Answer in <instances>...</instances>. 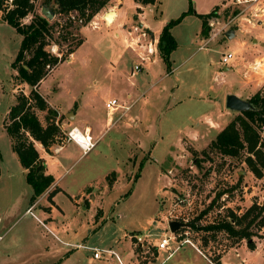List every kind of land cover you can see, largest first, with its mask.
<instances>
[{"label":"rangeland","instance_id":"374dc122","mask_svg":"<svg viewBox=\"0 0 264 264\" xmlns=\"http://www.w3.org/2000/svg\"><path fill=\"white\" fill-rule=\"evenodd\" d=\"M54 1L33 0L34 12L22 20L29 23L35 13L44 16L42 7L49 6L56 12L50 21H59L60 25H56L47 49L60 56L74 50L42 81L40 91L50 106L59 112L56 121L60 123L62 137H66L65 132L76 118V124L87 123L93 127L95 138L104 132L90 152L81 156L82 152L75 151L71 163H65L63 167L55 163L50 166V171L61 178L60 185L68 186L71 194L80 196L87 192V195H92L91 204L87 198L83 202L90 208L80 209L73 216L72 226L76 229V237L84 233L87 235L88 229L94 227L92 223L96 211L100 210L98 207L104 210V218L108 217L109 225L94 232L92 243L112 242L125 231L129 235L141 234L142 237L149 232L153 234V241L158 242L161 237L169 235V222L178 220L188 223L177 234L188 238L189 242L176 252L185 256L187 251L193 250L203 255L206 263L215 264V258L236 244L237 240L224 231L213 234L192 228L189 223L195 221L198 226L213 225L216 221L230 219L228 215L231 212L241 216L254 202L263 203L264 170L262 177L252 172L246 157L251 156L254 160L256 157L247 150H241L238 156H226L210 148L217 129L227 123L228 117L230 121L241 113L228 109L225 98L220 101V122L209 121L210 124H207L217 127L216 130H203V137L197 143L186 139L182 144L180 137L199 115L212 111L213 101L206 99H211L217 93L223 80L227 81L222 85L224 93L235 88L245 99L260 90L264 91V59L262 62L250 60L253 56L264 54V44L257 45L254 32L244 35L238 30L235 37L227 36V32L235 27L242 29V23L257 26L258 20L264 18V0L243 4L232 0H157L155 4L147 6L135 0H119L122 4L121 14L115 24L105 21L103 8L104 11L85 25L74 21L72 26H66L67 17L57 13L58 7ZM184 12L186 14L182 20L171 29L179 44L171 63L173 61L174 66L182 65L165 75L167 66L158 48L157 55L152 57V68L144 64L142 70L131 76L140 55L147 54L148 41L141 34L145 32L149 38L152 33L148 28L139 27V24L148 23L153 30H159ZM210 12H213L208 22L210 30L208 36H204L201 35L203 19L200 15ZM2 15L3 11H0V167L3 174L0 180V216H3L2 210L20 193L22 186L19 179L25 177L24 170L12 157L11 136L5 128L10 121L8 112L16 102L18 91L29 94L31 90L12 68L23 36L3 20ZM76 26H79L78 30ZM69 31L71 33H67ZM62 36H67V39ZM79 39L83 42L78 47L76 43ZM137 39L138 44L133 43ZM201 39L204 40L200 42ZM243 39L248 42L250 57L238 50V44ZM235 50L236 58L231 62L234 75L228 77L221 74L219 80L216 79V73L222 68L220 62L223 55ZM173 86L176 89L170 96ZM127 92H131L133 97H126ZM139 93L146 95L133 108ZM111 97L131 105V109L118 110L110 120L106 100ZM163 97L165 100H162ZM138 110L144 112L142 114L146 119L153 118L148 129L142 124H133L131 117ZM45 115L46 112L38 111L43 123H46ZM260 132L264 143V130ZM36 147L40 148L41 144L36 143ZM147 159L135 181L140 163ZM8 173L17 175L13 180L18 179L10 187L13 181L8 179ZM109 178L114 181L113 185L109 184ZM130 189L131 193L126 196ZM57 200L71 215L74 211L71 197L61 193ZM34 213L40 216L36 211ZM17 216L20 218L16 223V219L12 221V227L6 226L5 229L0 226V239L5 237L0 240V249L13 236L23 238L40 232L42 226L32 213ZM102 216L103 212L97 215V219L101 220ZM254 231L257 233L253 237L256 241L261 237L257 228ZM131 240L140 256L149 259L145 261L146 264L148 261L151 264H164L168 259V253L147 244L137 245L133 236ZM122 243L121 247L117 246L119 250L128 247L126 250L133 252L129 239ZM10 247L5 254L3 250L0 251V264H21L25 258L22 246L14 244ZM81 253L93 256L92 251L83 250ZM161 253L165 256L159 260ZM227 257L234 260L236 256L228 253Z\"/></svg>","mask_w":264,"mask_h":264},{"label":"trees","instance_id":"16d2710c","mask_svg":"<svg viewBox=\"0 0 264 264\" xmlns=\"http://www.w3.org/2000/svg\"><path fill=\"white\" fill-rule=\"evenodd\" d=\"M111 1L55 0L54 2L58 7L57 13L67 17L68 23L66 26H72L74 21H79L83 25L90 22ZM135 1L143 6L157 2V0ZM34 9L33 0H12L11 2L0 0V11H3L2 19L23 36L18 53L12 62V68L17 72L18 78L31 88L29 94L24 93L22 90L16 94V102L11 106L8 113L10 121L6 123V129L11 136L14 151L17 153L22 166L27 170V181L33 187V199H36L55 182L54 175L47 172L45 160L41 157L36 142L41 143L48 153H51L52 146L62 145L66 142V137L61 136L63 131H61L60 124L56 121L59 112L50 106L47 98L40 91V85L48 74L74 50L60 56L47 49L54 37L56 25H60V23L59 21L51 22L38 13L34 14L29 23H24L22 20L29 13L34 12ZM191 10L192 8L189 12ZM185 14L186 12L179 18L170 20L162 29L159 37L158 48L168 69L171 67V54L178 46L171 29L182 20ZM212 14L213 12L205 15L199 14L203 19L201 33L204 36H208L210 30L208 22ZM78 28L79 26L75 27L77 30ZM67 33H71V31ZM62 38L67 39V36H62ZM82 42L83 40L79 39L76 45L79 47ZM248 100L254 104L255 109L242 111L231 120L211 141L210 148L226 156H238L241 150H247L248 153L255 155L256 160L248 156L246 162L257 177H262L264 143L262 142L260 130H264V91L256 92ZM38 111L46 112V123L41 121ZM144 163L145 161L140 163V170L136 174L135 181L139 178ZM113 183L114 181L109 178V184L113 185ZM57 191H59L58 188L51 191L49 198L52 199ZM131 191L132 189L126 193V196ZM100 213L101 210L97 212V215ZM228 216L230 219L216 221L213 225L198 226L195 221H192L189 225L197 230L213 232V234L224 231L231 238L236 239V242L242 239L251 240L248 246L255 248L253 237L257 233H255L254 228L261 230L264 226V202H254L241 216L234 212H231ZM215 264H222L221 254L215 258Z\"/></svg>","mask_w":264,"mask_h":264},{"label":"crops","instance_id":"0c3cea01","mask_svg":"<svg viewBox=\"0 0 264 264\" xmlns=\"http://www.w3.org/2000/svg\"><path fill=\"white\" fill-rule=\"evenodd\" d=\"M111 2H113L111 5H109V6L107 5L108 6V7L106 6L107 8L105 7L104 10L106 13L103 15V18L105 19V21H107L105 18L107 12L108 11H114L116 13V16H115V18L111 24H115L120 17L122 4H120L121 1H119V0H112ZM108 8H109V10L106 11V9H108ZM104 10H101V12ZM255 26L251 25V24H246V23L243 24L242 23V29H239L240 27L239 28L235 27L234 29H232L234 32L233 37H235L237 35L238 30L242 31L244 35L248 34L249 32L250 33L254 32L257 35L256 38L254 37V41H258L257 45L264 44V18L258 20V23L256 26L257 28H254ZM139 27H143V28L145 27V28L150 29L152 31L151 36L157 38L158 40H159L160 34L162 32V29L164 28V26H162L159 30H153V28L148 23H144V22H142V24L140 23ZM201 35H202V33H201ZM202 40H204V39H201L200 42ZM176 41H177V39H176ZM177 44H178V41H177ZM247 44H248L247 40L243 39L238 44L239 45L238 50L241 51V53L243 55L245 54L246 56L250 57L251 55L249 54ZM128 45H129V43H128ZM178 46H179V44H178ZM175 52H176V49L172 52L171 57L174 55ZM230 52H237V51L235 50V51H230ZM253 57H254L253 59H250L251 62H253L255 60L258 62H262V60L264 59V54H261L257 57L256 56H253ZM235 58H236V55H235L233 60H235ZM152 62L153 61H151L149 63H145V65L149 66V68H150L153 65V64H151ZM231 62H229L228 65L223 64L222 61L220 62L222 68L220 71H218L216 73V79L219 80V76H221V74H224L228 77H232L234 75V72H233V66L234 65ZM181 65H182V63L179 64L178 66H174V63L172 61L171 67L169 69L167 68L165 75L173 73L176 70V68H178ZM261 65H263V64H261ZM223 81L225 83L227 82L226 80H223ZM224 82H223V84H224ZM223 84L222 83L220 84V88H218L217 93H215L211 99H209V98L206 99L208 101H213L214 106H213V109H211L212 111L204 112L201 115H199L196 118V120L192 122V126L189 128V130L187 132L182 133V135L180 137V141L182 144L185 143L186 139H189L192 142L197 143V141L203 137V134H204L203 130H206L208 132H213L214 130H216L215 128H217V127H213L214 125H207V124H210L209 121L215 122V123L220 122L219 119H221V117L219 115L220 114L219 112L221 111L220 110V105H221L220 101L222 98H225V103H226V96L229 93H234V94L240 96L241 98L245 99V97L235 88L230 89L229 91L224 93L225 89H223L224 87H222ZM177 88H178V86H177ZM175 89H176L175 86L171 87L172 92L170 93L171 94L170 96H172V94H174ZM143 92L144 91H142V93ZM142 93H139V95L137 97H135V98H138V100L133 105V108L140 101L139 99H142L143 96L146 95V93H144V94H142ZM222 93H224V94L222 95ZM125 95H126V97H128V96H131V98L133 97V94L131 92H127ZM111 98H114V97H111ZM111 98H108L106 101H108ZM162 100H165V97H163ZM178 101H179V103L182 102L181 100H178ZM142 113H144V112H142L141 110H138L137 113L131 117V119L133 120V124H135V125L142 124L143 127L148 129V127L152 125L153 118H150V119L147 118L146 119L145 117H143L144 114H142ZM77 114L78 113L76 112V117H77ZM158 116L160 117L161 114H159ZM157 118H155V121H157ZM228 119H229V117H228ZM228 119H227V123L223 127H220L219 129H217L216 135L229 122H231V120H233V119H231L229 121ZM76 120H77V118L75 119V121L73 123H71L70 127L71 126H77L82 130H84L85 128H89L91 130V133L94 136V129L91 125H89L87 123H85L83 125L76 124ZM203 124H206V126H203ZM4 127H5V125H4ZM103 134H104V132L98 134L97 138H95V136H94V138L95 139L101 138V136ZM10 143H11V147H12V157L18 162V165L20 166V168L22 170H24L25 177L24 178L20 177V179H19V182L22 186L21 190H19L20 193H18L16 198L13 200L12 203L9 204V206L5 207L2 210L3 216H0V218H1L0 226L2 225L3 228H5V229H6V226H9V228L12 227V225H14V224H11L12 221L14 219H16V221L14 222V223H16L18 221V219L20 218V217L18 218L17 215L23 216V215L31 214V212H29V209H31V211L33 213H34V211H36L41 216V218H40V216H38L37 214L34 213V218H36L38 224H40L42 226V228L40 229V232L36 235H34V234L26 235L23 238H18L16 236H13L10 239V242H8L7 245L3 249H0V251L3 250V253L5 254L6 252L10 251V249H11V247L9 248V246L14 245V244H18V245L20 244V246H22V249H23V254H24L23 256L25 257L22 260L21 264H120L119 261L114 256H105L102 259H96V258H94V256H91L89 254L85 255V254L81 253V252H83V250L84 251H92V252H93V250L89 249V248H76L74 246L75 244L80 243V244L89 245L91 247L112 248L118 253V255L120 256V258L124 264H141V262L142 263L144 262L143 264H146L145 261L149 260V259H146L147 256H140V254L137 252V250L134 249V246L132 244L133 242H132L131 238H129V236H128L129 232H127V231L123 232V234L120 235L118 238H115L114 240H112V242H107V243H105V242L92 243L91 242V240L93 239V236L95 235L94 232L100 231L101 229H105L109 225L108 217L104 218V210L101 207H98V208H100V210H102L101 213L103 212V216L101 217V220L97 219V211H96L94 218H93V223H92V226H94V227L88 229L87 235H86V233H84V234H82L81 237H79V238L76 237L77 236L76 229L74 228V226H72L73 219H75L73 216H75V214L80 209L90 208V205L88 206V205L84 204L83 202H84L85 198L89 199V202H90L92 195H87L86 194L87 192L85 194L82 193L80 196H74L73 194H71L68 186H65V185L61 186L60 185L61 184V178L59 176H57V174L54 171H52V170L50 171V166H51V164L55 163L59 167H63V165L65 163H71L73 160L74 152L75 151L76 152L78 151L79 153L82 152L80 146L77 143L67 140L62 145L52 146L51 147V153H48L45 150V148L43 147V145L40 143L41 149L39 147L37 149H38L41 157L45 160L47 172L54 175L55 182L46 192H44L42 195L38 196L36 199H33L34 190H33V187L27 181V177H26L27 170L22 166L17 153L13 149L12 139H10ZM36 143H38V142H36ZM137 144H138L137 146H139L140 143L137 142ZM151 146H152L151 148H153V144H151ZM143 150H146V149L143 148ZM149 150H150V158L149 159H151L152 158L151 149H149ZM82 155H84L83 152H82L81 156ZM149 159L144 160L145 163ZM7 176H8L9 180L14 182V184H13V182L10 183L9 187L11 185H15V183L18 179H15V180H13V179L17 175L14 173H8ZM2 178H3V174L0 175V180ZM56 188H58L59 191H57L55 193V195L53 196L52 200L49 201L50 192L55 190ZM61 193L67 194V196L71 197V200H72L71 202H73V206H74V211L71 213V215L68 214V212L58 203L57 197ZM90 204H91V202H90ZM117 216L120 217L119 214ZM4 222H5V224H4ZM259 234H260L261 238L257 239L256 241L253 239V241L255 243V248H250L248 246V243L250 241H248L246 239H242L238 242H235L236 244L229 246V248L226 249L221 254L222 264H264V226L261 228V230H259ZM4 239H5V237H3L0 240H4ZM127 239H129V243H130V246H131L132 251H133L131 253L128 252V250H126L128 247H126L123 250H119L117 248V246L121 247V245H123V243H122L123 240H127ZM158 251L161 252L162 250H158ZM78 252H80V253H78ZM228 253H234L235 254L236 257H234V260L227 257ZM177 254H178V252H176L171 258L167 259L164 262V264H208L204 261L206 259L203 255L201 256L200 254L196 253L193 250L187 251V255H185V256L183 254H180V253L178 255ZM164 256H165L164 253H161V255H159L158 259L160 260V259L164 258ZM151 263H152L151 261L147 262V264H151Z\"/></svg>","mask_w":264,"mask_h":264},{"label":"built area","instance_id":"2783aa9c","mask_svg":"<svg viewBox=\"0 0 264 264\" xmlns=\"http://www.w3.org/2000/svg\"><path fill=\"white\" fill-rule=\"evenodd\" d=\"M249 1L258 2L260 0H232V2L237 4H243L248 3ZM136 29H139V27H135ZM145 39H147V54L145 56L140 55V61L139 63L134 65V68L132 69L131 76H134L138 71L142 70L145 63H149L154 60L152 58L153 56L157 55L158 53V39L149 35V38H147V33L142 32V34ZM133 43L138 44V39L135 40ZM132 43V44H133ZM202 48V47H201ZM236 55V52H228L227 54H224L222 57V63L225 65H228L229 62H231ZM130 97V96H129ZM106 108L108 110L110 120H113V113L117 112L120 109H125L126 111L131 109V105H125L123 104L119 98H111L108 101H106ZM58 124H60L57 121ZM66 134V140L73 141L77 143L82 152L84 154L90 152L92 149H94L97 145L98 139H95L93 134L91 133V130L89 128H85L84 130L80 129L77 126H71L69 127L68 131L65 132ZM29 212H31L33 215L34 213L29 209ZM44 224V223H43ZM153 234H150L149 232L145 235V237H142L141 234H132L128 236L130 238H136L135 243L137 245H145L147 244L148 247H156L157 250H162L166 253H168L167 258H171L177 250L182 248V245L189 242L188 238H182L180 235L178 236L177 232L174 233L171 230H169L168 236L161 237L158 242H154L151 237ZM180 237V238H178ZM178 239H180L178 241ZM76 248H89L93 250V256L96 259H102L105 256H114L120 264H124L118 255V253L112 249V248H98V247H91L86 244H80L77 243L74 245Z\"/></svg>","mask_w":264,"mask_h":264},{"label":"water","instance_id":"95a60500","mask_svg":"<svg viewBox=\"0 0 264 264\" xmlns=\"http://www.w3.org/2000/svg\"><path fill=\"white\" fill-rule=\"evenodd\" d=\"M113 12L114 11H108L106 16L108 14H112ZM42 14L49 20L53 19L55 16V12L47 5L42 7ZM227 36L229 38L234 36V32L232 29L227 32ZM226 107L230 110L238 112L255 109V106L251 101H249L248 99H243L234 93H229L226 96ZM70 115H72V113H70ZM187 225V223L180 222L178 220H172L169 222L170 230L174 233L179 231L181 228L186 227Z\"/></svg>","mask_w":264,"mask_h":264},{"label":"bare ground","instance_id":"6f19581e","mask_svg":"<svg viewBox=\"0 0 264 264\" xmlns=\"http://www.w3.org/2000/svg\"><path fill=\"white\" fill-rule=\"evenodd\" d=\"M115 16H116V13L113 12L112 14H108L107 16H105V18H106L107 22L108 21L112 22L114 20Z\"/></svg>","mask_w":264,"mask_h":264}]
</instances>
